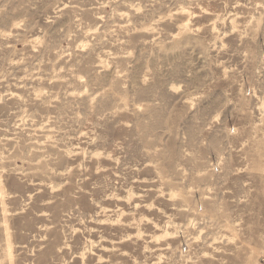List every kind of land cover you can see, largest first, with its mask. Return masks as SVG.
<instances>
[{
    "label": "rangeland",
    "instance_id": "rangeland-1",
    "mask_svg": "<svg viewBox=\"0 0 264 264\" xmlns=\"http://www.w3.org/2000/svg\"><path fill=\"white\" fill-rule=\"evenodd\" d=\"M0 264H264V0H0Z\"/></svg>",
    "mask_w": 264,
    "mask_h": 264
}]
</instances>
